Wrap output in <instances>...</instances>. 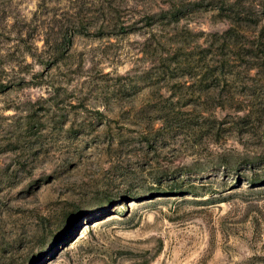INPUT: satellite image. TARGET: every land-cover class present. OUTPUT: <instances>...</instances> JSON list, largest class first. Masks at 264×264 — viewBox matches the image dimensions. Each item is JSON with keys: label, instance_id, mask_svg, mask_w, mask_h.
<instances>
[{"label": "rangeland", "instance_id": "374dc122", "mask_svg": "<svg viewBox=\"0 0 264 264\" xmlns=\"http://www.w3.org/2000/svg\"><path fill=\"white\" fill-rule=\"evenodd\" d=\"M0 264H264V0H0Z\"/></svg>", "mask_w": 264, "mask_h": 264}]
</instances>
